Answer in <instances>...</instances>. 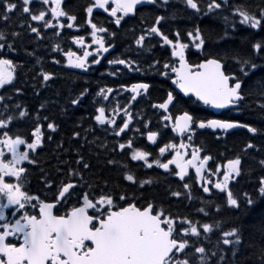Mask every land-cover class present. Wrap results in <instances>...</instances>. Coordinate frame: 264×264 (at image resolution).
Here are the masks:
<instances>
[{"label": "snow or ice", "instance_id": "snow-or-ice-1", "mask_svg": "<svg viewBox=\"0 0 264 264\" xmlns=\"http://www.w3.org/2000/svg\"><path fill=\"white\" fill-rule=\"evenodd\" d=\"M181 2L185 9L191 10V14L209 20H215L220 17L222 9H228V15L220 17L223 20L221 30L208 29L210 36L214 37L215 47L206 46L205 33L199 24L186 30L183 39L179 29L172 33V39L162 31V22L176 18L173 0H91L83 9L86 14L84 23L91 29V44L96 47L89 51L90 45L80 35L71 36V40L80 47L81 54L71 49L64 51L59 44L52 45V52L62 53L65 57L66 67L88 72L89 66L99 64L100 56L113 47L111 43L106 45L105 36L100 34L116 36L115 32L109 33L102 23L94 22V10L107 13L117 28L126 17H136L140 10L138 6L150 5L169 13L154 15L150 23L141 16L140 24L147 23V26L141 27L140 34L133 40L137 49H143L147 39L159 37L161 47L167 46L170 51V57L162 66L157 68L160 60H152L145 70L137 60L116 57L108 60V64L113 66L108 74L118 76L124 69L128 72L154 70L158 75L171 79L175 88L167 91L151 107L162 110L163 128H170L174 135L162 146H157L158 155L154 156L151 151L135 147L131 138L117 140L109 149L106 142H97L99 137L89 141L87 135L81 138V132L73 130L70 139L77 144L75 158L60 160L64 167L55 169L60 174L58 180L41 169L42 198L28 189V168L23 165L25 162L39 164L34 157L43 148L45 139L53 140L52 133L58 131L59 125L48 122L49 132L46 134L37 112L29 135H22L19 130L11 131L14 121H25L30 112L20 103L9 105L5 102L13 99L6 95L9 91L17 96L23 94L22 87L16 84L17 69L22 65L9 58L8 54L20 51L25 38L20 31L7 29L13 27L10 22L16 14L25 18L16 27L25 28L26 25L30 40H42L44 33L41 29H52L53 35L60 36L62 29L80 25L75 23L77 16L69 11L66 0H0V21L6 25L5 29H0V104L3 105L0 112V264H264V175L258 177L252 192L244 191L237 195L233 187L244 174L243 156L238 153L223 165L217 163L213 169L209 167L213 157L201 155L204 149L193 143L198 130L211 129L219 140L235 129L246 130L252 137L264 136V128L231 117L199 116L186 109L174 116L171 114V108L181 103L176 89L192 103L230 113L241 112L252 98L251 103L264 114V36L256 38L259 33H264V0L255 9L243 3L230 5L229 0ZM237 25L252 30L247 50L227 46ZM191 48L199 53V62L187 59L186 50ZM23 51L27 56L35 57L37 64L41 63L42 58L34 51H28L27 47ZM52 62L61 63L55 58ZM54 75L41 68L38 73L40 86L47 87ZM151 87L148 82L130 86L120 84L121 89L130 93L128 103L110 110L104 104L95 107L90 114L94 121L91 130L99 128L109 133L111 129L109 134L114 137L133 130L130 128L132 115L128 105L137 97L149 96ZM113 91L111 87H100L95 96L108 101ZM88 93L89 89L83 88L69 100V104L73 107L81 105ZM35 95L39 92L36 91ZM39 107L44 109L45 104L41 103ZM119 112H123V118L117 124L116 114ZM43 119L48 120V117ZM144 128L147 141L158 145L157 138L161 133L151 130L149 122L144 123ZM83 131L87 134L90 129ZM177 138L179 142H176ZM84 143L95 145L105 153L110 151L126 157L125 161H120L105 155L101 161V153L96 152L101 170L118 171L115 180L97 176L90 159H86L81 151ZM63 147L62 142L57 144V148ZM249 150L259 151L251 139L244 143L241 153L247 155ZM130 162H139L138 166L146 169L155 166L169 176L178 177L184 191L169 187L165 190L166 197L179 199L183 196L191 202L195 197L193 185L186 179L188 177L209 198L218 196L219 202L201 198L202 206L196 209L200 219L173 215L166 211L163 200H157L154 186L161 182L160 176L138 177L131 170ZM258 163L264 169V159ZM190 170L194 171V177L190 176ZM86 173H91V177H86ZM9 208L14 218L19 215L14 222L5 215V209ZM214 214L219 218L212 219ZM249 216L252 218L248 219Z\"/></svg>", "mask_w": 264, "mask_h": 264}, {"label": "flooded vegetation", "instance_id": "flooded-vegetation-1", "mask_svg": "<svg viewBox=\"0 0 264 264\" xmlns=\"http://www.w3.org/2000/svg\"><path fill=\"white\" fill-rule=\"evenodd\" d=\"M140 12H154L155 9L151 8L150 6H144L139 8ZM98 14L101 15V21L99 24H103L104 27H106L109 30V33L115 32L116 36L113 38L110 34H100L105 36L106 45L108 43H111L113 45L112 48H109V51L106 53H103L100 56V63L95 65L89 66L88 72H82L77 69H71L65 66V57L62 55H55V57L50 54L47 55L46 49L41 50L39 53L36 54V56L42 58L41 63L37 64L35 62V57H29L25 54L23 51L24 47H27L28 51H31L30 45L31 41L27 38V31H26V25L25 28H18L16 25H18L21 21V19H25L24 17L20 16L19 14H16L13 16V20L10 22L12 24V28H8L7 30H16L20 31L24 35L23 43L20 44L21 50L17 53H9L8 57L13 59L18 65H22V67H18L17 69V81L16 84L18 87H22L23 94L17 96L14 92L9 91L7 95H11L13 97L12 100H8L9 105H12L14 103H20L22 106H26L27 109L30 112V116L26 118L25 121H14L11 131L16 132L19 128V126H25L24 130H21L20 133L22 135H29L30 134V128L35 122V118L37 115V112H39L41 122L43 124L42 130L47 134L49 130L46 127V124L48 122H55L59 125V129L56 133H52L53 140L47 141L45 139L44 146L41 150H39V154L36 155L34 158L39 161V164L37 165H30L27 164V162L24 163L23 166L28 168V179L30 180V184L27 185L28 189L34 193L39 194L43 198L44 196V190L42 189V183H41V169L44 170V172H47L46 169L53 168V172H50V177L56 178L58 173H56L55 169L57 166L61 167L63 164L60 163V160H72L75 158V151L74 149L77 147V144L75 141H72L70 139V134L73 130H78L81 132V138H83L85 135H87V140L91 141L94 139V137H99L98 143L101 141H104L108 144V148L111 149L114 145V143L117 140H121L122 138H131L134 141L135 147L144 148L148 151L153 152V155H158L156 152L157 146H162L164 142H167L169 139L172 138L174 134L171 133L170 128L164 129L163 128V121L160 119V115L162 110L153 109L151 107L152 103L159 102L165 95L167 91H171L175 88V85L171 83V79H167L163 76L158 75L154 70H148L146 72H128L126 69H124L123 74L118 76H112L108 73L113 70V66L108 64V60L119 57V58H126L127 55V44H126V36L130 35V23L128 22V17L125 18L124 21H122L121 26L117 28V26L114 23H111L112 18L108 16L107 13L103 12V10H94ZM137 13V14H138ZM137 16V15H136ZM17 18V19H16ZM16 19V20H15ZM63 19V18H62ZM35 23V22H33ZM150 23V22H147ZM147 23L144 25H141V27H146ZM98 24V23H97ZM6 25L3 21H0V29H5ZM162 31L169 36L170 39L174 38L172 33L176 30L175 23L174 22H162L161 25ZM41 31L44 33V38L42 39V42L44 44V47L47 46L46 40L47 38L53 36V30L48 29L44 30L41 29ZM91 29L86 27V29H80V28H64L61 30V35L56 36L59 38V41H64L65 43H68L70 46L69 48L72 51L77 52V54H81V49L78 45L74 44L71 40V36L80 35L85 37V43L87 45H90L89 51H92L96 45L91 44L92 37L90 35ZM184 37H182L183 39ZM152 42V44L157 45L159 37H153L150 39H147ZM146 40V41H147ZM119 41V43L117 42ZM57 44V43H52ZM161 45V44H160ZM134 55L132 56L137 61L140 62V66L142 68L143 65H141L142 60L147 55L143 52V49H137L132 48ZM196 49H189L186 50L187 58L191 55L192 51H195ZM163 52L167 57H170V51L168 50L167 46L163 47ZM56 54V53H55ZM49 58V64L54 66L56 69L55 71H49L56 75L59 73L65 72L69 75L75 76L77 78L78 74H84V75H100L103 74V79H105L106 87H110L112 85V88L114 89L113 93L109 95L108 101H102L98 100L95 104L94 98L95 92H91L90 94V101L83 102L81 105L73 107L69 103H66L67 111L61 112L64 115H68V109H71L73 112H75V115H77V111L80 112L79 107H82V113H84V108L88 109L86 114L87 121L83 123L82 127H77L79 124L77 118H73L69 120V123L64 124L63 119L59 117L58 110H56V118H51L49 115V109L53 106L50 103L46 102V96H45V90L47 87H41L39 83V76L38 73L41 70V68L45 71H47V62ZM53 58L58 59L61 61L60 64L53 63ZM92 57H89V60H91ZM161 64L157 65V68H160L162 64L164 63V59L160 60ZM178 66V64H177ZM123 68V66H119ZM147 70V69H145ZM127 75H135L133 79L129 78ZM174 76V73L171 74ZM33 77H36V79H33ZM130 82L137 83V82H148L152 85L150 88V95L149 96H140L137 97L136 101H133L130 105H128L129 111L132 115V122L130 124V128L133 129L131 131L126 130L125 133L121 134V137H114L110 135L111 129H109V133L104 132L103 130L96 128L95 131L91 130V126L94 125V121L91 120V115L94 112L95 107L100 106V104H104L109 110L111 108L119 106L120 108L124 107L128 103V97L130 96V93L124 91V89L120 88V84H125L126 86H130ZM111 83V84H110ZM76 86L75 88H77ZM36 91L39 92V95H36L37 98L30 97V93H35ZM0 93H2V90H0ZM178 98L181 100V103L178 104L175 108H171V114L174 116L179 113L180 110L186 109L189 111L195 112L199 116H209L210 118H236L240 119L242 121L244 120V113L243 112H224L220 116H215L212 112H210L205 107H200L195 103H192V101H189L188 98H184L180 93H178ZM37 99V100H36ZM100 99V98H98ZM93 100V101H92ZM44 103L45 107L44 109H40V104ZM0 112L3 111V105L0 104ZM11 111V109H10ZM14 114V113H12ZM47 116L48 120H44L43 117ZM58 116V117H57ZM61 120V123H59L57 120ZM123 118V112H119L116 114V122L117 124H120L122 122ZM149 122V128L151 130H158L161 135L158 136V145H153L150 142L147 141L146 138V129L144 128V123ZM73 124L72 127H69L68 125ZM89 128L90 131L85 134L83 129ZM140 129L139 132L135 131V129ZM141 133H144L142 135ZM238 137L239 134H228L226 137H222L221 139H217L216 135L211 132L210 130H198L196 136L193 139V143L197 146H200L204 149V151L201 153V155L204 154H210L213 159L209 161V167L215 168V165L217 163L223 165L228 159H232L235 157V155L238 154L237 151H229L222 150V146L224 141L231 137ZM63 143V149L57 148L58 143ZM83 143V140H81ZM176 142H179V138L176 139ZM85 151L83 154H87L88 156H92V153H95V150H99V152L102 154H105V151L103 149H96L95 145H89L87 143H84ZM21 150H24L23 146H21ZM67 150V151H65ZM189 152H191V148L188 149ZM110 152V151H109ZM227 152V153H226ZM108 153V152H107ZM111 153V152H110ZM106 155V154H105ZM166 156L168 153L165 154ZM96 156V155H95ZM112 156H114L115 159L120 161H125L126 157L122 154H114L112 153ZM103 156L102 158H104ZM10 158V156L8 157ZM243 162V161H242ZM139 162H130L131 170L136 172L138 177L141 178H148L156 177L157 175L160 176L161 182L154 186V190H158L161 188H168L171 186H178L180 191H184L182 188V182L179 181L178 177L175 176H169L167 173H164L162 169H158L155 166H153L152 169H146L143 167L138 166ZM243 165V163H242ZM244 168V167H243ZM118 173V171H116ZM53 173V174H52ZM52 174V175H51ZM190 176L194 177V171L190 170ZM86 177L88 176L86 173ZM189 183L193 185L192 191L194 194H200L201 196H204L206 198H209L208 194H205L200 189L199 185L195 184L194 180L186 177ZM213 180L216 179V177H212ZM239 183L235 184L233 187V190L236 188L238 184H240L243 180V175L238 178ZM58 180V179H57ZM98 191V189H97ZM215 191V190H213ZM48 196H51V192L48 193ZM163 196L165 194L157 197V200H162ZM218 196H213L209 199H215ZM176 200L180 201L181 198ZM6 203V201H3ZM71 203V202H70ZM167 203V201L163 204ZM30 210V209H29ZM12 209H5V215L7 216V219L9 221L14 222V219H18L19 215H17L15 218L11 215ZM63 211V209H61ZM167 211V210H166Z\"/></svg>", "mask_w": 264, "mask_h": 264}, {"label": "trees", "instance_id": "trees-1", "mask_svg": "<svg viewBox=\"0 0 264 264\" xmlns=\"http://www.w3.org/2000/svg\"><path fill=\"white\" fill-rule=\"evenodd\" d=\"M180 1V2H179ZM91 2V0H66V3L68 5L69 11L73 12L77 16V21L75 22L76 24L80 25V29H86L87 24L84 23L85 16L86 14L83 12V9ZM178 3L181 4V0H173V8L176 11V18L171 19L175 24H178V26L183 29L184 31L190 29L191 27L199 24L201 27L202 31L205 33V38L207 41V47H215V44L213 43V38L209 34L208 29L209 28H214L217 32L221 30L223 27V20L220 18L223 15H228V9H222L220 11V17H217L215 20H209L208 18H198L195 15L191 14V10L185 9L184 5L182 7H175ZM206 3V0H205ZM238 3H243L245 5L250 6L251 8L255 9V6L261 3V0H229V4H238ZM203 6V5H202ZM169 14V13H168ZM156 15V13L151 14ZM17 19V18H16ZM15 19V20H16ZM93 20L94 22L98 23L101 18L98 17V13H94L93 15ZM131 21V20H128ZM138 21V20H135ZM176 27V25H175ZM252 30H249L245 28L242 25H237L236 31L232 36V39L228 42L229 47H240L245 50L249 47V41L252 39ZM131 33V32H130ZM134 36H136V32L134 34L131 33V35H127L125 40L127 44V54L132 53V39H134ZM261 36H264V33H259V35L256 37L259 39ZM119 43V41H117ZM52 43H57L60 45V48L64 51H67L70 49L68 43H65L64 41H59V38L56 37L55 35L47 38L46 44L47 46L44 47V44L42 40H32L30 49L31 51H34L36 54L39 53L41 50L46 49L47 55L52 54L54 57L55 55H62V53H56L52 52ZM148 49L151 48V46H147ZM151 51V50H150ZM56 53V54H55ZM63 56V55H62ZM151 57H153V60H161L164 59V62L168 57L165 55H161L158 58L156 57V53H152ZM129 59V57L127 56ZM157 58V59H156ZM199 53L193 54L191 57L192 62H198L199 61ZM151 62L142 63L144 68H148V64ZM55 67L49 64V58L47 62V71H55ZM105 83V79H103V74L100 75H81L78 74L77 78L73 75H69L65 72L59 73L58 75L54 76L53 80L49 81L47 90L45 91V96H46V102L50 103L53 105L49 109V115L51 118H56V110L59 112L58 115L60 118L63 119V123H69L70 119L77 118L79 125L81 127L83 126V123L87 121L86 119V114L82 112L77 111V115H75V112H73L71 109H68L69 114L64 115L61 112H64L62 109H66L67 111V106L66 103H69V100L71 98H75L78 93L85 87L89 89V93L84 99L85 102L90 101V94L91 92H97L100 87H103ZM111 84V83H110ZM78 86L77 88H75ZM107 85L105 84V87ZM37 98L35 93L31 92L30 97ZM99 97L94 98L95 104L97 103ZM251 99L249 98V103L244 107V112L246 116V122L253 124L254 126L258 128H264V114H262L259 109L256 107L254 103H251ZM37 100V99H36ZM93 101V100H92ZM79 109V108H78ZM84 111H88V109H84ZM58 117V116H57ZM57 120L59 123H61V120ZM69 127H72L73 124L68 125ZM21 130L25 129V126H20ZM244 133V134H243ZM243 133H238V137H231L228 143L223 144V151L227 150L229 151H237L243 156V167H244V172H245V177L243 182H241L236 188L233 190L234 193L237 195H242L244 191L252 192L253 191V186L257 182V179L260 175H264V169H262L259 166L258 161L260 159H264V136L257 135L255 137H252L251 134L247 132ZM243 135V136H242ZM249 139L252 140L253 143L257 145L259 148V151L255 150H249V154L244 155L241 153V149ZM237 144V145H236ZM82 152L85 151V149L81 150ZM96 152L99 150H95ZM96 152L92 153V156H88L87 154H84L86 159H90L92 165H93V171L97 173V176H103L105 178H109L110 180H115L118 177V173L116 171H110L108 169H103L102 165L98 163L97 158H96ZM226 152V153H227ZM107 156H112V153L108 152L105 153ZM105 154L100 155V160L102 161L105 156ZM53 169V168H52ZM51 168L46 169L47 173L53 172ZM53 174V173H52ZM51 174V175H52ZM247 174V175H246ZM88 176H91V173H87ZM169 188V187H168ZM173 190H179V188H173ZM167 188H161L158 190H154L156 196L158 197L165 194V190ZM209 198H206L207 200ZM163 201H167V203L163 204V206L169 210H174L175 215H180V216H189L193 219H200V214L196 212V209L201 207L198 206L197 204H194L193 202L185 204V201L182 202H176L174 199L171 197H166L163 196L162 198ZM219 202L218 197L213 199ZM225 216L227 214H224ZM243 215V214H242ZM215 214L212 216V219H218ZM252 217L249 216L248 219H251ZM228 225H225L227 227ZM258 239V235L256 236ZM216 239V234L213 235V241ZM243 259V257H242Z\"/></svg>", "mask_w": 264, "mask_h": 264}, {"label": "bare ground", "instance_id": "bare-ground-1", "mask_svg": "<svg viewBox=\"0 0 264 264\" xmlns=\"http://www.w3.org/2000/svg\"><path fill=\"white\" fill-rule=\"evenodd\" d=\"M152 60H153V57H144L143 58V60H142V63H148V62H152ZM142 63H141V65H142ZM142 69H148V68H144L143 66H142ZM111 88H112V85L110 86ZM241 112H243L244 113V120H245V122L247 121L246 120V116H245V112H244V109L241 111ZM19 129V131H21V128H20V126L18 127ZM240 133H243V132H240ZM238 134V133H237ZM244 134V133H243ZM243 136V135H242ZM230 140V138L229 139H227L226 141H224V143L223 144H226V143H228V141ZM237 145V144H236ZM222 150H223V146H222ZM243 163V162H242ZM247 175V174H246ZM244 178L245 179H247L246 177H245V172H244V174H243V180H244ZM243 180H242V182H243ZM239 185V184H238ZM237 185V186H238ZM173 188H179L178 186H173ZM195 198L191 201V202H193L194 204H197L198 206H202L201 205V202H200V199L201 198H203V199H206V197H204V196H201L200 194H194L193 195ZM172 199H174L176 202H182L183 203V201H185V204H187V203H190L189 201H187L186 199H181L180 201H178V200H176V198H174V197H171ZM165 208V207H164ZM166 209V208H165ZM167 210V209H166ZM168 212H171L173 215H175L174 214V210H171V209H169V210H167Z\"/></svg>", "mask_w": 264, "mask_h": 264}, {"label": "water", "instance_id": "water-1", "mask_svg": "<svg viewBox=\"0 0 264 264\" xmlns=\"http://www.w3.org/2000/svg\"><path fill=\"white\" fill-rule=\"evenodd\" d=\"M211 110L214 111L215 113H220V112L224 111V110L217 111V110H214V109H211Z\"/></svg>", "mask_w": 264, "mask_h": 264}]
</instances>
